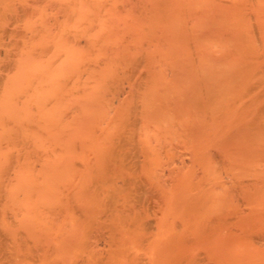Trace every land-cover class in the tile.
Here are the masks:
<instances>
[{
	"label": "bare ground",
	"instance_id": "bare-ground-1",
	"mask_svg": "<svg viewBox=\"0 0 264 264\" xmlns=\"http://www.w3.org/2000/svg\"><path fill=\"white\" fill-rule=\"evenodd\" d=\"M0 264H264V0H0Z\"/></svg>",
	"mask_w": 264,
	"mask_h": 264
},
{
	"label": "rangeland",
	"instance_id": "rangeland-1",
	"mask_svg": "<svg viewBox=\"0 0 264 264\" xmlns=\"http://www.w3.org/2000/svg\"><path fill=\"white\" fill-rule=\"evenodd\" d=\"M125 84H127V83H125Z\"/></svg>",
	"mask_w": 264,
	"mask_h": 264
}]
</instances>
